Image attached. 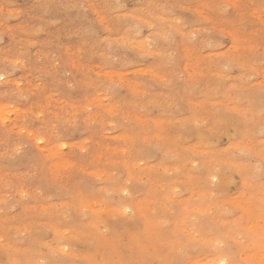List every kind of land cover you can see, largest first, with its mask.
<instances>
[{"label": "clouds", "instance_id": "clouds-1", "mask_svg": "<svg viewBox=\"0 0 264 264\" xmlns=\"http://www.w3.org/2000/svg\"><path fill=\"white\" fill-rule=\"evenodd\" d=\"M0 264H264V0H0Z\"/></svg>", "mask_w": 264, "mask_h": 264}]
</instances>
